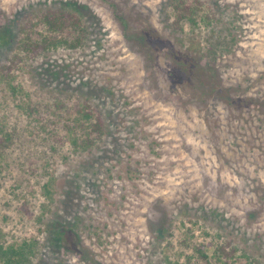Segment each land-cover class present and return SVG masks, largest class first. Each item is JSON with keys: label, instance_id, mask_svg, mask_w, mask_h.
Segmentation results:
<instances>
[{"label": "rangeland", "instance_id": "374dc122", "mask_svg": "<svg viewBox=\"0 0 264 264\" xmlns=\"http://www.w3.org/2000/svg\"><path fill=\"white\" fill-rule=\"evenodd\" d=\"M181 1L192 27L172 25ZM60 7L86 42L20 54L16 94L0 80V244L35 240L29 264H264V0H0V65L24 14ZM27 96L89 102L101 138L52 152Z\"/></svg>", "mask_w": 264, "mask_h": 264}, {"label": "trees", "instance_id": "16d2710c", "mask_svg": "<svg viewBox=\"0 0 264 264\" xmlns=\"http://www.w3.org/2000/svg\"><path fill=\"white\" fill-rule=\"evenodd\" d=\"M198 2V1H197ZM174 19L172 25L176 28L182 26L181 23L189 27L193 25V13L196 9L193 4L178 2L174 5ZM124 35L127 39H143L146 36L140 30H132L134 25L128 18L123 20ZM181 29V28H180ZM87 40V29L82 23L79 15L66 10L65 8H46L36 11H30L24 14L18 21V35L16 39L17 53L11 54L8 61L11 65H0V80L4 81V85L8 87L12 94H16L18 88L9 78L11 68L14 61L20 59V54L34 55L40 50H56L58 48L76 49L82 46ZM20 89V87H19ZM19 91V90H18ZM22 94V89L20 90ZM27 95V94H25ZM23 101L29 109L27 114L33 122L43 125L42 129L47 130L46 139L51 140L50 150L57 152L65 143L69 144L73 151L88 150L101 138L104 132V120L99 110L86 101L75 102L68 106V110L64 113L66 116L59 115L61 111V103L57 102L54 109L56 112L42 113L36 109V103L32 102L30 97H26ZM50 126V128H48ZM78 129H86L82 135L76 133ZM3 155L0 153V173L4 169ZM50 179V178H49ZM50 181L43 184V192L45 196L51 200L52 192L50 189ZM58 240V238H57ZM189 241V242H188ZM184 246L191 245V241L183 238ZM193 249L197 253V257L206 261L203 245L193 243ZM36 241L24 239L19 244L11 243L9 246L0 244V262L1 264H29L36 254ZM222 256L226 255L225 249L221 246L214 247V257L218 263H221ZM224 263L226 261L224 260Z\"/></svg>", "mask_w": 264, "mask_h": 264}]
</instances>
